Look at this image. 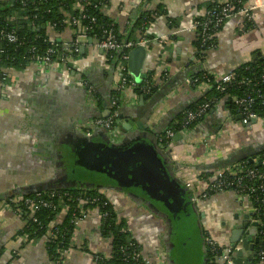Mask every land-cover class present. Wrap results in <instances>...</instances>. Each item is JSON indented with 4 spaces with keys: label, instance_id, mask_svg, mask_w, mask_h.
<instances>
[{
    "label": "crops",
    "instance_id": "0c3cea01",
    "mask_svg": "<svg viewBox=\"0 0 264 264\" xmlns=\"http://www.w3.org/2000/svg\"><path fill=\"white\" fill-rule=\"evenodd\" d=\"M103 1L105 5L100 12L116 25L118 35L123 37L125 29L142 10L154 11L159 7L162 11L145 35L164 43L152 41L139 45L146 51L141 63L145 75L141 82L152 77L159 89L141 102L140 95L125 88L119 94V103L123 123H132L131 131L143 134L158 132V129L164 131L171 123H176L178 113L196 102L207 89L204 85L192 86L190 79L198 68L197 63L193 64V20L204 15L209 0ZM245 6L249 8V0ZM251 17L254 27L245 34L239 33L243 25L241 13L232 15L215 34L218 46L206 52L201 67L206 73L219 78L249 62L257 53L260 57L256 59L262 60L264 5L254 6ZM43 29L50 39L63 44L72 39L69 28L61 33L49 27ZM84 47L83 55L79 50L78 57L71 59L65 69L28 65L12 70L9 82L0 89V264H55L47 254L44 238L28 243L18 236L24 229L25 215L22 211L9 209L7 201H19L25 193L16 196L14 193L19 188L9 181L17 179L25 189L31 188L30 192L43 188L42 183L47 184L55 177L54 161H70L66 158L67 146L70 148L78 141L81 133L92 134L90 130L85 131L90 128L87 121L104 117L106 110L103 106L97 108V98L101 101L107 91H113L116 76L113 73L112 78L108 76L111 67L105 52L95 41ZM164 73L168 74L166 82L162 78ZM80 81L89 85L93 92L87 86L79 85ZM228 104L226 97L219 100L193 129L176 134L167 148L168 158L177 168L179 177L190 185L189 190L196 197L201 198L206 192L217 170L238 158L255 156L264 148V122L243 125L236 121L237 115L231 116ZM138 121L144 130L138 129ZM252 125H256L255 130ZM103 195L127 223L150 264H170L169 229L164 221L134 211L126 201L125 204L119 202L117 196L106 192ZM198 209L203 216L201 224L205 237H210L221 247L229 245V228L236 223L234 217L249 212L247 205L239 203L229 192L210 194L198 203ZM64 218L62 212L53 224H60ZM99 227V215L93 211L80 223L73 239L77 249L65 256L63 264H94L92 254L110 255L111 242L100 237ZM82 245L87 246V251L80 249ZM200 250L201 264H205L204 240ZM244 255L251 257V252Z\"/></svg>",
    "mask_w": 264,
    "mask_h": 264
},
{
    "label": "built area",
    "instance_id": "2783aa9c",
    "mask_svg": "<svg viewBox=\"0 0 264 264\" xmlns=\"http://www.w3.org/2000/svg\"><path fill=\"white\" fill-rule=\"evenodd\" d=\"M93 1L94 8L98 9L100 6H102L101 1ZM234 1L235 0H222L219 4L220 8L216 12H211L210 10L206 12L207 19L203 21L201 25L202 36H200V38L203 42H205L210 37H207L208 29H216L220 27L227 18L231 17V13L235 8ZM0 2L6 3L10 2V0H0ZM260 3L264 5V0H249V8L246 7L244 3L242 5V8L236 13H241L243 15V25L239 29L240 34L246 33L243 28L246 23L252 21L251 9H253V7L256 5H259ZM87 5H89V0H76V3L73 5L72 10L78 9L80 11V14L78 16H75L71 15L70 13H67L63 20L65 28H69L72 33V39L69 43L63 44L61 42H58L57 40L50 39V46L47 47L42 54H35L36 49L35 47H32L28 52L29 54H32V60L29 61L27 64L47 67L53 70H55L56 68L65 69L71 59L77 58L80 47L83 45L85 46L87 44L90 32L89 29L90 27L92 28V24H94L95 22L94 19L90 20L89 17L83 14L86 10L85 7ZM12 21L13 17H10L9 21H6L5 23L0 22V42H3L6 45H13L18 42V37L15 33V30L9 27V24ZM85 21L88 22V26L83 25ZM196 25L197 23H195L193 20V31H195ZM46 27L49 26L42 25V28ZM103 34L104 36L102 40L94 41L96 42V46L103 52H105V54L107 55V59H109V62L111 61L113 63L111 65L114 68L116 82L115 87L113 89V94L110 98L109 115L106 117L92 118L87 121V125L90 128H102L108 133H114L113 131H115L117 126L119 124H122L124 120L121 115L119 94L125 88H129L141 93V95H148L151 89L155 87V83L152 77L145 79L141 83H137L132 78V76L127 70L129 53L131 50H133L139 45L146 44L152 41L157 43L159 40H156L155 38L148 39L145 35H142L136 40L119 41V39H117V35L114 33V30L112 28L103 30ZM159 43L162 44L164 42L159 41ZM4 51L5 50L0 47V54L4 53ZM12 70L15 71L14 68H7L4 67L3 64H0V89L5 87L9 82V72ZM245 70L251 71V68L246 67ZM208 77L211 78L215 90L220 94H225L228 90L233 89L234 87H242L243 85H248L249 87H251L252 89L246 90L243 96H234L226 94L224 97L229 99V102L235 108L237 115H240L242 117L240 122L243 125H251L252 119H255L256 123L264 122V117L257 116V114H255L253 111V106L256 103H259L261 106H264V91H262V89L260 88V85L264 84V67L262 68V71L259 76L260 84L250 78H239V75H236L234 71L219 78H215L213 75L210 74H208ZM162 78L163 80H166L168 78V74L164 73ZM195 81L196 80L193 81L190 79L192 86H194ZM79 85L85 87L87 86L89 90L93 91V89L89 85L82 81L79 82ZM201 85L209 87V85H211L210 80L208 79L207 82L199 84L197 85V87ZM214 102L215 101H209L202 104L200 107L193 111L184 112L180 122L175 123L179 126L178 132L171 129H165L164 131H162L161 137L158 141L159 147L165 149L169 146L170 142L176 134L187 132L188 127L191 124L203 119L211 110V107ZM130 124L132 126V123ZM262 157V161L258 158H255L253 164L264 165V155ZM187 187L190 189V185L187 184ZM75 190H79V195H77V197H74L71 200L73 203L76 202V206L72 209L69 219V225L73 226V228H75V231L72 232L70 238V245L65 249H59L56 251L57 257L53 260L55 264H63L65 256L68 254V252L74 249L75 245L73 244V239L78 231V227L80 223H82L91 214V212H97L99 215V233L100 228L104 227V223L102 222L107 219L110 215L109 212H100L97 207H90V204L99 203L103 208L108 204H111L109 200L105 199L104 201L100 202V199L98 197L91 198V196L88 195V192L92 190V188L90 187H82ZM226 192L232 193L239 203L247 205L249 211L247 213L251 214V217L249 218L250 222H256L258 228H260L257 231L258 236L260 237V241L256 248L254 261L256 260L258 261V263L264 264V225L262 224L259 218L260 215L264 216V173L256 170L255 168H247L245 164L240 162L232 163L227 167L217 170L212 182L208 183L206 192L202 194L201 198L194 196V200L197 202L198 205L201 200L207 198V196H209L210 194H221ZM69 196V192L65 190L62 192H58L53 189H49L47 192L38 190L34 193L33 197L20 199L19 201L10 200V202L17 206V210L22 211L28 220L35 223V214L41 209L49 211L55 214L56 216L64 212L66 217L68 207L65 204V198L67 199ZM7 206L9 209H12L10 204H7ZM115 216V220L117 221V223H119L122 219L117 215L116 212ZM55 226L56 225L53 224V222L49 226L50 229L48 230L47 234L43 237L45 239V244L47 243V240H56L58 233H65L68 231V227L64 226L59 230H55ZM38 227H40L39 223ZM118 233L129 234L132 236L131 230L128 226L120 227ZM83 235L84 238L86 233L84 232ZM100 237L103 238L101 235ZM22 238L24 239L23 242H27V235H23ZM103 239L109 240L111 242V240L108 238ZM132 247H134V244L132 243H129V245L125 248L121 247L120 253L122 254V256H130L132 257V259H134V261L140 258L143 264H150V260L145 257L143 251L138 252L136 249L131 254L130 249H132ZM204 249L207 252V255L210 257V264H233V259L236 250L239 249V246L228 245L227 247H221L210 237L206 236L204 238ZM110 255L105 256L102 253H94L92 259L94 264L96 262L98 263V261H109ZM124 262L126 263L127 260H124Z\"/></svg>",
    "mask_w": 264,
    "mask_h": 264
},
{
    "label": "trees",
    "instance_id": "16d2710c",
    "mask_svg": "<svg viewBox=\"0 0 264 264\" xmlns=\"http://www.w3.org/2000/svg\"><path fill=\"white\" fill-rule=\"evenodd\" d=\"M102 3V6H100L98 9L93 7L94 1L89 0V5H87L84 11V15L91 19H94V24H92V28L90 27L89 37L91 40H102L104 34L103 30L112 28L114 30V33L117 35V39L119 41L124 40H136L138 37L145 35L147 29L150 27L151 24L156 20V18L160 15H162V11L158 7L156 10L151 11L148 9L142 10L138 16L134 19V21L125 29V37L123 35H118V31L116 29V25L109 20L106 16H104L100 9L105 5L103 0H99ZM220 1L222 0H209V3L206 4L205 13L202 16H198L194 18V22L197 23L194 31V39L192 41V46L194 48V60L193 64L197 63L198 68L195 70V72L191 75V80H196L194 86H197L199 84L207 82V80H210L211 85L207 87V89L204 91V93L201 95V97L194 103H191L186 107V109L178 115L175 116L176 122H180L184 112L186 111H193L200 107L202 104L209 102V101H215L212 107L224 96L227 95H234V96H243L246 90H251L252 88L248 85H243L242 87H237L228 90L225 94H220L215 90V87L213 86V81L210 77H208V74L204 69L201 67L203 66V62L205 60L206 52L210 50H214L217 48V40L215 39V34L221 31L223 25L225 22L229 19L227 18L220 27L216 29H208L207 30V37L210 36L205 42L202 41L200 36H202V28L201 25L203 21L207 19L206 12H216L220 8ZM247 0H235L234 5L235 8L233 9L231 16L236 14L241 8L244 3H246ZM76 3V0H14L13 3L6 2L1 3L0 2V22L5 23L6 21H9L10 17H13V21L9 24V27L13 28L15 30V33L18 37V42L13 45H6L3 42H0V47L3 48L5 51L4 53L0 54V64H3L4 67L7 68H14V69H24L26 66H28V62L32 60V54H29L28 52L32 47H35V54H42L43 51L50 46V38L46 34V31L42 28V25H47L51 27L53 30H55L56 33H61L65 29L64 25V18L67 15V13H70L71 15L78 16L80 14V11L78 9L72 10L73 5ZM25 4V5H24ZM9 23V22H8ZM88 22L85 21L83 23L84 26L87 25ZM55 25V26H53ZM113 26V27H112ZM210 27V26H209ZM253 22H248L244 26V31L247 33L251 29H253ZM146 36V35H145ZM148 39H151L147 37ZM106 60L108 63L113 64L111 61L109 62V59ZM196 65V66H197ZM246 67H250L251 71H246ZM264 67V56L262 57V60L259 59H251L249 62L243 64L239 68L234 70V73L236 75H239V78H250L253 79L255 82L259 83V76L262 71V68ZM238 78V79H239ZM165 81V80H164ZM167 81V79H166ZM165 81V82H166ZM260 84V83H259ZM260 88L262 91H264V84L260 85ZM159 88L154 87L151 89L150 93L148 95H144L147 97H152ZM137 95H141V93L135 91ZM110 97L113 94V91L110 92ZM98 99V106H102V102ZM229 100V99H228ZM217 101V102H216ZM229 110L232 117L236 116V110L233 107V105L229 102ZM211 107V108H212ZM253 111L257 116L264 117V106H261L259 103H256L253 106ZM202 120V119H201ZM199 120V121H201ZM195 122L191 124L188 127V130H191L195 127V125L199 122ZM168 129L175 130L178 132L179 126L174 124H170L168 126ZM257 153V152H256ZM264 155V148L258 151L257 154H255V158H258L259 160H263ZM236 162H240L245 164L247 168H255L256 170L264 173V165L262 164H250L248 162V159L245 157L238 158ZM235 163V161L233 162ZM206 176V175H204ZM49 189H41V191L47 192ZM53 190H56L58 192L67 191L69 192V197L65 198V204L68 207L67 215L64 219V221L56 225L54 228L61 229L62 227H68V231L65 233H58L57 239L53 241L47 240V243L45 244L47 254L50 257V259L53 261L57 257V250L59 249H65L70 245V238L72 235V232L75 231V228L73 226L69 225V219L71 215L72 209L76 206V202H72L71 200L74 197H77L79 195V190L75 189H59L54 188ZM35 192H28L25 193L21 199L33 197ZM88 195L91 196V198L98 197L101 201H104L107 199L101 192H99L96 189H93L88 192ZM12 201V200H11ZM7 204L11 205L12 210L17 212V206H15L12 202L9 200L7 201ZM98 204H90L91 208L97 207L100 212H109V217L105 219L102 223H104V227L100 228V235L103 238H108L111 240V255L109 261H98L95 264H143L141 259L138 258L136 261L132 259V257H123L120 253V248L127 247L129 243L134 244V247L130 249V253L132 254L136 249L138 252L142 251L141 246L136 243L134 238L129 234H119L118 231L120 227H126L127 223L121 220L119 223L115 220V212L113 210V206L111 204H108L107 206L103 207ZM55 214L46 211V210H40L35 214V220L36 222H32L27 219L25 216V226L24 229H22L18 236L22 237L23 235H27V242L33 240H38L43 238L48 230L50 229L49 226L52 224V222L55 219ZM260 221L264 225V216L260 215ZM38 223L40 227H38ZM57 230V231H58ZM53 232V231H52ZM264 239V237H263ZM74 249H77L74 247ZM81 250L87 251V246L82 245L80 247ZM93 256V254H92ZM124 260H127L125 263ZM206 264H210V257L206 253ZM254 263H258V261H254Z\"/></svg>",
    "mask_w": 264,
    "mask_h": 264
},
{
    "label": "water",
    "instance_id": "95a60500",
    "mask_svg": "<svg viewBox=\"0 0 264 264\" xmlns=\"http://www.w3.org/2000/svg\"><path fill=\"white\" fill-rule=\"evenodd\" d=\"M13 1L10 0V3H13ZM91 42L92 40L89 38L87 44L91 45ZM84 50V46L80 47L82 55ZM145 54V48L142 46H137L129 53L127 70L137 83H141L143 76H145L143 75L141 64ZM258 57H260V53L253 56V59ZM108 76L112 78L111 70ZM139 99L143 102L146 96L141 95ZM103 108L106 111L102 116L106 117L110 111L107 109V105H103ZM137 117H140V114ZM241 118L240 115L235 117L236 121H240ZM251 123L255 124L256 120L252 119ZM136 124L139 130H144L141 121ZM131 129L132 126L128 122L121 124L117 130L123 135V138L121 142L116 143L113 142L104 129L97 127L87 128L85 131L90 130L92 134L84 135L81 133L78 141L71 144L70 148L69 145L67 146L68 154L66 158L81 167L84 174L95 180L110 182L109 177L117 178L119 176L123 180H129L130 184L135 185L131 187H140V191L161 204L168 214L170 222L173 223V228L170 229V232L175 237L178 230L183 229L182 218L189 219L188 225L184 224V229L190 224L191 215L187 217L183 211L185 209L191 210V197L187 193L188 191L177 181L176 177L178 176H172L167 167L163 166L162 161L168 158V152L165 153L163 158L164 152L157 150L156 140L159 135L158 132L143 134L131 131ZM115 135L117 134L115 133ZM245 158H248L250 164L254 163L255 157L253 155L245 156ZM86 187L92 188L91 185ZM250 217V213L244 215V219ZM234 220H237V218L234 217ZM196 225L199 228L198 221ZM259 229L256 222L238 223L229 228V245L239 246V249L236 250L233 264H254L255 252L253 251V246L259 242V238L256 237V232ZM198 234L201 236L199 232ZM248 251L251 252V257L244 255Z\"/></svg>",
    "mask_w": 264,
    "mask_h": 264
},
{
    "label": "flooded vegetation",
    "instance_id": "af4514ba",
    "mask_svg": "<svg viewBox=\"0 0 264 264\" xmlns=\"http://www.w3.org/2000/svg\"><path fill=\"white\" fill-rule=\"evenodd\" d=\"M108 64H109V67H111L110 69L114 75L115 72H114L113 66L110 63H108ZM92 92H90V93L93 94ZM110 94L111 93L108 91L104 94V96L102 97V100H101L102 106L107 105V107L110 108V98H111ZM96 105L98 108L99 107L98 102L96 103ZM120 125L121 124H119L117 126L116 130L113 131L114 133H112L113 135L116 133L117 135H115V136H118V137H115L113 135H109L110 133L106 132L107 135H109L110 138L113 140V142H116V143L121 142L122 138H123V135L120 134L117 130ZM161 133H162V129H158L159 135H158L157 140H156V148H157V150L164 152V156H163V158H164L165 153L168 152V150H167L168 147H166L165 149L159 147L158 141L161 137ZM251 155H253V154H251ZM162 162H163V166L167 167V169L169 170V172L172 176H174V177L178 176V177H176L177 181L188 191L187 193L191 197V199H190V202H191V208L190 209L191 210L185 209L183 212L185 213V216H187V217H188V215H191V221H190L189 226L200 233L202 241H203L205 238V235H206V233L204 232V230L202 228V224H201V222L203 220L202 219L203 216H202V213L198 209L197 202L194 200V195H193L192 191L189 190V188L187 187V184L184 183L183 180L179 177V173L177 171V168L172 163V161H170V158L163 159ZM56 164H58V165L56 166ZM53 169L55 170V174H54L55 177L53 178V180L51 179V181L49 183H52L55 188L58 185H61V188H59V189H79V188H82V186L86 187L87 185H91L93 189H96L101 193L106 192V193H109L110 195L117 196L119 202H122L125 204V201H126V203H129L133 207L132 209H134V211L136 210V212H138V213H144V214L153 216L157 219H160V220L162 219V221H164V223L166 225V228L168 227V229H169L168 239H167L169 241L168 242V244H169L168 250H169L170 256H173L174 253H173V251H171L173 246H170V244H171V242L176 241V235H177L176 234L174 237L172 235V233L170 232V229L173 228V223L170 222V220L168 218V214L165 212V210L163 209L161 204L156 202L155 200H152L149 196H147L145 193L140 191L139 190L140 187H135V188L131 187V186H135V185L130 184L129 180H127V179L123 180L119 176L117 178L109 177L108 179L110 180V182H101V181L95 180V179L87 176L86 174H84L81 167L77 166L73 162L68 161L66 159L63 160L61 163H58V162L56 163L54 161ZM40 186H42V185H40ZM47 189H54V188H47ZM38 190H41V189H38ZM189 212H190V214H189ZM246 214H248V213L243 212L242 215H237L236 216L237 220H236L235 225L238 223L239 224L249 223L250 222L249 218L244 219V215H246ZM181 220H183V228L185 227L184 224L188 225V223H189L188 218L187 219L182 218ZM197 221H198L199 228L196 225ZM233 222H235V220H233ZM189 226H187V227H189ZM178 232H179V230H178ZM256 237L259 238V241H260V237L258 236V233L256 234ZM258 243L254 244V246H253L254 252H256V248H257ZM206 253L207 252L205 251L204 252L205 256H206Z\"/></svg>",
    "mask_w": 264,
    "mask_h": 264
},
{
    "label": "rangeland",
    "instance_id": "374dc122",
    "mask_svg": "<svg viewBox=\"0 0 264 264\" xmlns=\"http://www.w3.org/2000/svg\"><path fill=\"white\" fill-rule=\"evenodd\" d=\"M252 129H256V125H252ZM109 135H113L110 133ZM18 186L19 189L14 193L16 196H19L23 193H28L32 189H25L22 187V184L15 179L14 181H9ZM41 184V183H39ZM39 187V186H37ZM43 188H55L52 183L44 184L42 183ZM63 187V186H62ZM41 188V189H43ZM56 188H61V185H58ZM119 201V200H118ZM192 227H187L179 230L176 235V241L171 242L170 246L172 247L173 256H170L169 261H172L170 264H201L202 255H201V242L202 238L199 236L198 232ZM186 244V245H185ZM91 248H89V252ZM71 254V251L68 252L67 256Z\"/></svg>",
    "mask_w": 264,
    "mask_h": 264
}]
</instances>
